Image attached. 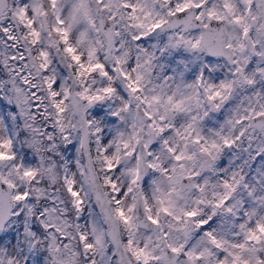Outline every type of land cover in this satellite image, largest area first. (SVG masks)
Returning <instances> with one entry per match:
<instances>
[{"label":"snow or ice","instance_id":"1","mask_svg":"<svg viewBox=\"0 0 264 264\" xmlns=\"http://www.w3.org/2000/svg\"><path fill=\"white\" fill-rule=\"evenodd\" d=\"M0 264H264V0H0Z\"/></svg>","mask_w":264,"mask_h":264}]
</instances>
